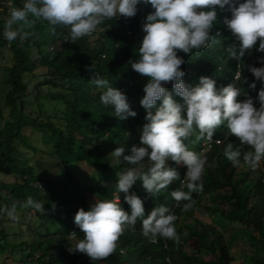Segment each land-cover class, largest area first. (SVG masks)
I'll return each instance as SVG.
<instances>
[{"label": "trees", "instance_id": "1", "mask_svg": "<svg viewBox=\"0 0 264 264\" xmlns=\"http://www.w3.org/2000/svg\"><path fill=\"white\" fill-rule=\"evenodd\" d=\"M2 1H10L11 8L22 6L23 0H0V49L8 47L12 58L5 79L8 119L0 124V209H3L0 211V264H16L14 260L20 264H231L234 257L223 231L195 212L217 218L224 230L231 221H237L246 230L250 246L251 256L245 264H264V170L251 175L248 170H237L223 156L226 143L233 147L239 144L238 138L229 134L223 124L217 126L213 137H224V144L211 141L210 148L204 151L207 162L203 188L192 193L190 208L185 210L182 205L186 201L177 202L169 195L171 190L182 188L180 181L185 172L183 165L170 160L165 161L166 165L175 167L180 176L161 192L155 195L146 192L139 180L129 189L141 198L145 216L160 204L177 216L176 241L157 236L156 242H151L142 235L140 218H137L120 235L116 250L107 257L93 261L84 253L69 250L75 243L70 234L83 237L72 219L76 208L87 210L96 200L91 195L111 199L114 189L110 182L116 184V173L129 166L122 156L130 154L132 145L140 146L139 130L145 121L139 99L147 77L132 70L127 61L136 59V48L143 35V18L152 9L138 4L134 16L107 19L91 34L75 41L67 39L66 28L50 30L46 21L29 16L27 23L18 22L20 32L27 35L23 38L18 35L9 42L2 36L8 17ZM228 15L226 11H217L218 23L211 29L213 38L208 47L190 54L177 51L183 57L179 66L183 70L182 80L192 86L198 83L199 76H208L219 88L229 84L240 69L241 78L234 87L242 88L254 98L261 85L256 78L255 88H248L254 78L247 66L259 67L257 57L264 52L256 51L258 38L250 53L239 60L227 57L224 49L234 38L221 17ZM96 73L126 95L130 108L136 112L134 117L121 120L113 114L112 106L101 105V90L89 81ZM28 74L41 79L28 87L30 79H25ZM165 87L171 91L170 82ZM244 98L243 94L236 97L237 100ZM33 99L36 108L27 105ZM43 99H47V104ZM173 99L181 100L175 95ZM51 104H55L56 111L46 113ZM254 105L258 106L255 100ZM204 141L195 140L194 132L185 143L192 150L200 151ZM121 145L124 152L118 163L110 153ZM245 150L247 145L242 148ZM27 157L29 163L20 164ZM85 170L95 177L91 185L79 179L78 175ZM7 174H16L21 179L5 181L2 176ZM119 194L121 207L127 210L124 193ZM28 196L42 203V213L22 206ZM13 205L16 220L7 215ZM185 211L192 213L190 221ZM26 214L30 215L27 220ZM191 239L197 243L196 248L187 246ZM207 254H212L214 259H205Z\"/></svg>", "mask_w": 264, "mask_h": 264}, {"label": "clouds", "instance_id": "2", "mask_svg": "<svg viewBox=\"0 0 264 264\" xmlns=\"http://www.w3.org/2000/svg\"><path fill=\"white\" fill-rule=\"evenodd\" d=\"M138 4L152 9L143 18V35L136 48V59L127 61L132 70L147 77L139 99L145 121L139 130L140 146L132 145L130 154L122 156L129 166L116 173L111 199L97 198L87 210L77 207L72 217L83 237L70 234L75 243L69 250L84 253L93 261L113 253L120 235L137 218H140L142 235L151 242H156L157 236L178 239L174 223L177 216L163 204L156 205L145 216L141 198L129 189L139 180L146 192L152 195L161 192L180 176L175 167L166 165L165 161L170 160L183 165L185 172L180 181L182 188L171 190L169 195L177 202L186 201L182 205L185 210L190 208L192 193L203 188L207 162L203 148L209 149L211 141L224 144V137H213L218 125L223 124L239 140L236 147L226 143L223 148V156L237 170H248L251 175L264 170V55L257 57L259 67L247 66L254 78L248 88H255L256 78L261 85L253 98L242 88L234 87L241 78L240 69L229 84L219 88L213 79L203 75L195 85H186L179 67L183 57L177 54L178 50L190 54L208 47L213 38L211 29L218 23V10L229 13L221 21L234 38L224 49L227 57L239 60L250 53L258 38L256 51L264 52V0H23L22 6L8 9L2 36L9 42L18 35L23 38L27 33L20 32L18 22L27 23V18L32 16L46 21L50 30L66 28L67 39L75 41L91 34L107 19L134 16ZM89 81L101 90V105L112 106L113 114L119 119L136 115L126 95L112 87L108 79L96 73ZM162 82H170L171 91ZM239 94L245 98L237 100ZM173 95L181 100L173 99ZM194 132L195 140H205L200 151L192 150L185 143ZM244 145L248 150L242 151ZM123 152L121 145L110 154L119 163ZM120 192L124 193L127 210L120 205L117 195ZM22 206H30L40 213L44 211L42 203L31 196L26 197ZM7 215L17 219L15 205L7 210Z\"/></svg>", "mask_w": 264, "mask_h": 264}, {"label": "rangeland", "instance_id": "3", "mask_svg": "<svg viewBox=\"0 0 264 264\" xmlns=\"http://www.w3.org/2000/svg\"><path fill=\"white\" fill-rule=\"evenodd\" d=\"M12 63V58H11V52L9 50L8 47H4L2 49H0V116L4 117V119H1L0 117V124L3 123L4 120L8 119V111L9 108L5 105L4 102V96L5 93L7 91V83H6V76L8 74V67L11 65ZM25 79H30L29 85L28 87H31L37 80H40L41 77H31L30 74H28V76L25 77ZM43 101L47 104V99H43ZM27 105H31L34 108H36V102L33 100H31V102H28ZM55 104H51L50 106H48L46 113H54L56 111V109L54 108ZM53 108V109H52ZM203 149H206V147H204ZM30 161L29 157H27L22 163L20 162V164H24L27 165ZM242 167V166H241ZM238 169H240V167H238ZM79 179L85 184V185H91L94 183V175L91 174L89 171H84L81 172L79 175ZM2 178L5 181H13V180H20L21 178L19 176H17L16 174H7L2 176ZM108 178H112L115 179V177H109ZM111 179V180H112ZM110 186L111 188H113L115 190V184L114 181L110 182ZM113 190V192H114ZM91 195V194H90ZM117 195L119 196V200H120V205L122 203L121 200V195L119 193H117ZM94 196V197H93ZM91 195L90 198L92 199H97V197H95V195ZM183 213V212H182ZM181 213V214H182ZM184 214L187 217V221L191 220V215L192 213H189L188 211L184 212ZM196 216H200L201 219L205 220L206 222H210L213 225H215V227L218 230L223 231L225 238L227 240V243L229 244V249H230V253L233 255L234 260H232L231 264H245V261H249L250 259V246L248 245V240H247V233L246 230L240 226V224L237 221H231L229 223V227L226 228V230H224L222 227L223 224H220V220H218L217 218H211L210 216L207 215H200L199 212H195ZM30 215L26 214L25 219H29ZM187 246L191 249L196 248L197 243L195 242V240L191 239L188 243ZM205 259H210L213 260L214 257L212 254H207L204 256ZM13 261V260H12ZM16 262V264H20L18 260H14Z\"/></svg>", "mask_w": 264, "mask_h": 264}, {"label": "built area", "instance_id": "4", "mask_svg": "<svg viewBox=\"0 0 264 264\" xmlns=\"http://www.w3.org/2000/svg\"><path fill=\"white\" fill-rule=\"evenodd\" d=\"M11 6V2L10 1H2V7L6 9V11H8V9H10Z\"/></svg>", "mask_w": 264, "mask_h": 264}, {"label": "bare ground", "instance_id": "5", "mask_svg": "<svg viewBox=\"0 0 264 264\" xmlns=\"http://www.w3.org/2000/svg\"><path fill=\"white\" fill-rule=\"evenodd\" d=\"M204 151H206L207 149H203Z\"/></svg>", "mask_w": 264, "mask_h": 264}]
</instances>
